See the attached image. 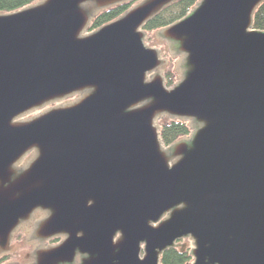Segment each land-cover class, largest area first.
<instances>
[{"label": "water", "instance_id": "95a60500", "mask_svg": "<svg viewBox=\"0 0 264 264\" xmlns=\"http://www.w3.org/2000/svg\"><path fill=\"white\" fill-rule=\"evenodd\" d=\"M176 1L0 13V254L41 211V238L66 239L35 264H160L181 239L191 264H264V31L252 28L264 0H198L143 30ZM167 120L189 135L164 146Z\"/></svg>", "mask_w": 264, "mask_h": 264}, {"label": "trees", "instance_id": "16d2710c", "mask_svg": "<svg viewBox=\"0 0 264 264\" xmlns=\"http://www.w3.org/2000/svg\"><path fill=\"white\" fill-rule=\"evenodd\" d=\"M37 0H0V13H9L28 6ZM198 0H177L159 14L149 20L143 27L144 31H154L169 26L182 19L196 4ZM134 2H125L111 8H107L95 14L88 28V31H95L101 26L117 19L123 15ZM252 28L264 31V1L253 14ZM166 85L173 84L174 74L167 71L164 74ZM190 128L186 122L179 120H167L160 125V138L164 146H169L178 139L188 136ZM191 256L188 250L179 247H172L164 251L160 258V264H190Z\"/></svg>", "mask_w": 264, "mask_h": 264}, {"label": "flooded vegetation", "instance_id": "af4514ba", "mask_svg": "<svg viewBox=\"0 0 264 264\" xmlns=\"http://www.w3.org/2000/svg\"><path fill=\"white\" fill-rule=\"evenodd\" d=\"M187 137V136H185ZM182 137L180 139H183ZM179 140V139H178ZM48 215L47 213L44 214L41 211H35L32 214V217L28 223H24L18 227V229L12 234L11 241H10V249L7 253L0 254V264H7V263H16V264H35L40 250L42 248H48L50 246H56L61 244L66 239V235H53L50 238L43 240L41 235L43 234L42 230H40L41 221ZM22 234L23 239L21 243H27L29 246V250L25 252L23 255L19 256L18 259L8 261L7 256L13 255L17 250V247L14 245V242L18 236ZM20 255V254H18ZM86 256L80 255L76 253L73 261L71 263H63V264H82V260H84Z\"/></svg>", "mask_w": 264, "mask_h": 264}, {"label": "rangeland", "instance_id": "374dc122", "mask_svg": "<svg viewBox=\"0 0 264 264\" xmlns=\"http://www.w3.org/2000/svg\"><path fill=\"white\" fill-rule=\"evenodd\" d=\"M68 100H73V99H67ZM51 107L55 106V105H50ZM39 112L41 111H36V112H33L32 114H30L29 116H27V118H31L33 116H36ZM32 155H29L28 157L30 158ZM27 157V158H28ZM25 161V160H24ZM23 239V236L22 234L20 236H18L14 242V245L17 247V250L16 253H15V256L13 255H8L7 256V260L8 261H12V260H15V259H18L19 256L23 255L25 252H27L29 250V246L27 243H21V240ZM175 246L176 247H179L183 250H188L190 252V250L193 248V245H192V241L189 240V239H181V240H178L176 241L175 243ZM20 254V255H18ZM192 263V258H191V262L190 264Z\"/></svg>", "mask_w": 264, "mask_h": 264}]
</instances>
